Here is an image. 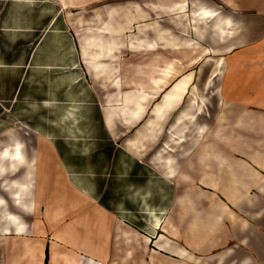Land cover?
Instances as JSON below:
<instances>
[{
	"label": "crops",
	"instance_id": "0c3cea01",
	"mask_svg": "<svg viewBox=\"0 0 264 264\" xmlns=\"http://www.w3.org/2000/svg\"><path fill=\"white\" fill-rule=\"evenodd\" d=\"M69 63L124 137L106 180L6 128L38 71L64 104ZM101 261L264 264V0H0V264Z\"/></svg>",
	"mask_w": 264,
	"mask_h": 264
},
{
	"label": "rangeland",
	"instance_id": "374dc122",
	"mask_svg": "<svg viewBox=\"0 0 264 264\" xmlns=\"http://www.w3.org/2000/svg\"><path fill=\"white\" fill-rule=\"evenodd\" d=\"M20 46L24 49L27 45ZM29 46L31 45L27 47ZM72 52H76V47L72 48ZM70 60H76L75 56ZM40 75L39 71L35 74L36 92L30 91V88L28 91L27 87L22 88L20 105L15 109V113L10 112L12 119L6 123V128L24 126L27 130L35 131L38 143H47L51 140L62 149L65 160L72 169L82 170L88 174L100 173L101 179L106 180L110 173V156H108L110 149L119 147L124 137L111 141V136L104 127L101 114L96 108L103 94L96 90L100 81L93 80L86 73L83 65L73 66L69 63L64 66V104H60L55 99L45 98L47 94L44 91V80L38 79ZM129 134L130 132L126 135ZM5 146L9 148L8 145ZM36 158L39 159L37 154ZM118 199L125 201L124 195H119ZM102 200L106 205H110L108 187L104 190ZM126 200L127 206L131 207L133 213H138L135 214L137 220L133 222L140 228H145L146 222L153 219V212L140 215L142 211L148 210L142 205L136 189L131 191V197ZM135 254L139 255V253ZM99 264L104 262L101 261Z\"/></svg>",
	"mask_w": 264,
	"mask_h": 264
},
{
	"label": "bare ground",
	"instance_id": "6f19581e",
	"mask_svg": "<svg viewBox=\"0 0 264 264\" xmlns=\"http://www.w3.org/2000/svg\"><path fill=\"white\" fill-rule=\"evenodd\" d=\"M139 85V84H138ZM156 85H158V84H156Z\"/></svg>",
	"mask_w": 264,
	"mask_h": 264
}]
</instances>
